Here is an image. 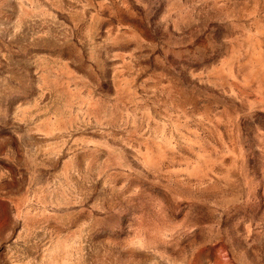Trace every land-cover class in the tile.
Instances as JSON below:
<instances>
[{
  "label": "rangeland",
  "instance_id": "rangeland-1",
  "mask_svg": "<svg viewBox=\"0 0 264 264\" xmlns=\"http://www.w3.org/2000/svg\"><path fill=\"white\" fill-rule=\"evenodd\" d=\"M0 264H264V0H0Z\"/></svg>",
  "mask_w": 264,
  "mask_h": 264
}]
</instances>
